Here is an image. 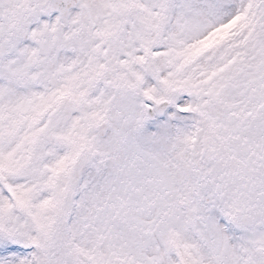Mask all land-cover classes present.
Masks as SVG:
<instances>
[{"label":"snow or ice","instance_id":"snow-or-ice-1","mask_svg":"<svg viewBox=\"0 0 264 264\" xmlns=\"http://www.w3.org/2000/svg\"><path fill=\"white\" fill-rule=\"evenodd\" d=\"M0 264H264V0H0Z\"/></svg>","mask_w":264,"mask_h":264}]
</instances>
